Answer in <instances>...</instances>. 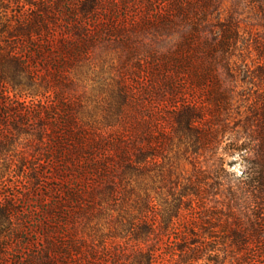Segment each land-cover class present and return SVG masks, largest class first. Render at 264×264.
Wrapping results in <instances>:
<instances>
[{"label": "trees", "instance_id": "obj_1", "mask_svg": "<svg viewBox=\"0 0 264 264\" xmlns=\"http://www.w3.org/2000/svg\"><path fill=\"white\" fill-rule=\"evenodd\" d=\"M254 25L264 27V0H0V264H155L164 236L170 256L199 251L140 191L169 176L175 140L197 155L187 181L198 194L250 211L213 243L231 234L264 259ZM219 149L243 163L234 187L223 189Z\"/></svg>", "mask_w": 264, "mask_h": 264}, {"label": "rangeland", "instance_id": "obj_2", "mask_svg": "<svg viewBox=\"0 0 264 264\" xmlns=\"http://www.w3.org/2000/svg\"><path fill=\"white\" fill-rule=\"evenodd\" d=\"M242 18V26L245 29L250 28L248 24L254 23L250 17H246V13L242 15ZM252 27V33L256 32L258 37L259 35H264V27L258 25ZM241 109L243 111L245 107ZM242 116H244V113ZM219 153L224 157V168L226 169V179L223 189L227 185L234 187L244 168L243 163L237 154L229 155L228 153H224L222 149H219ZM196 156L190 149L185 150L184 146L178 144L177 140H175L171 146V150L164 159L165 173L169 172V176H166L165 179L158 176L153 181L145 179L140 185V191L146 190L152 197L155 215L161 225L169 223V226L175 225L180 229H185L190 236L195 234L193 237L197 242L190 243L189 246L197 248L198 245L200 248L199 251L188 252L187 256L183 258L184 260H180L178 255L170 256L166 248L167 237L164 236L160 249L156 251V254H160V251L164 254H162V259H158L155 264H264L262 256L260 257V261H252L251 255L246 254L245 249H241L239 245L233 243V236L231 234L224 237V244L213 243L211 236L221 229L225 222H230L236 214L243 216L244 214H249L250 211L247 212L243 208H226L224 205L215 202V199H221L222 197H214L209 192L198 194L196 190L199 186L197 184H190L187 181V178L192 175L191 161ZM199 158L203 159L202 156ZM102 223L101 225L104 224ZM29 224L34 228L35 223ZM99 228L101 227L99 226ZM102 230H104V227H102ZM101 231L99 230L97 233ZM104 232H106V229ZM111 239L123 242L125 238L112 237ZM172 239L171 235L170 240ZM203 239L207 241L205 247L204 243L201 245L198 243V241L200 242ZM149 244L150 241L140 243L141 246L146 248ZM209 253L212 254L211 261L206 259ZM194 256L198 258L192 260ZM12 264L24 263L16 261Z\"/></svg>", "mask_w": 264, "mask_h": 264}]
</instances>
